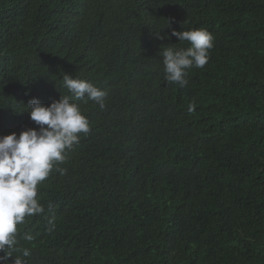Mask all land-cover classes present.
<instances>
[{"label": "trees", "instance_id": "16d2710c", "mask_svg": "<svg viewBox=\"0 0 264 264\" xmlns=\"http://www.w3.org/2000/svg\"><path fill=\"white\" fill-rule=\"evenodd\" d=\"M200 27L207 64L167 83L160 49ZM64 73L105 108L77 101L91 131L17 226L28 264H264V0H0V136L39 130L25 106Z\"/></svg>", "mask_w": 264, "mask_h": 264}, {"label": "clouds", "instance_id": "9594fccd", "mask_svg": "<svg viewBox=\"0 0 264 264\" xmlns=\"http://www.w3.org/2000/svg\"><path fill=\"white\" fill-rule=\"evenodd\" d=\"M167 26H170L167 21ZM165 25V26H166ZM163 28V27H161ZM178 42H187V47L169 44L160 49L163 57V76L167 83L186 87L188 73L193 68H203L214 46L213 34L204 27L190 30H172ZM156 39L167 38V33L154 34ZM63 87L68 94L60 95L49 105H43L33 97L25 106L31 120L39 130L27 128L19 135L12 132L0 136V264H28L31 252L21 247L18 240V225L26 223V217L39 215L44 206L38 199V186L53 171L65 174L59 167L68 158V152L80 141V135L91 131L90 121L83 114L77 101L95 102L101 110L105 108L107 93L90 81L64 73ZM195 104L188 106V112ZM55 218L48 221V232L55 230ZM23 239L32 241L34 236L25 233Z\"/></svg>", "mask_w": 264, "mask_h": 264}]
</instances>
